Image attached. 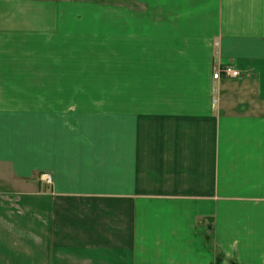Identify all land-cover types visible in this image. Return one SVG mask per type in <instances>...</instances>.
Wrapping results in <instances>:
<instances>
[{
	"label": "crops",
	"instance_id": "0c3cea01",
	"mask_svg": "<svg viewBox=\"0 0 264 264\" xmlns=\"http://www.w3.org/2000/svg\"><path fill=\"white\" fill-rule=\"evenodd\" d=\"M126 1L0 0V264H264V0ZM96 8L129 99L63 69Z\"/></svg>",
	"mask_w": 264,
	"mask_h": 264
},
{
	"label": "rangeland",
	"instance_id": "374dc122",
	"mask_svg": "<svg viewBox=\"0 0 264 264\" xmlns=\"http://www.w3.org/2000/svg\"><path fill=\"white\" fill-rule=\"evenodd\" d=\"M63 2H72V3H86L92 5H99L102 7H110L112 9H117L120 4L127 5L128 7L136 10L138 9L139 5L135 2H129L126 0H62ZM103 4H102V3ZM105 3V4H104ZM93 13H89L88 16V23L87 28L85 31V41L86 47H84V36H81L82 49H78L79 53L75 55L76 57L72 60L68 59V56L64 53L63 54V69L65 70H90L93 71V85H94V99L96 101H103V100H119V99H129L130 95L127 93H119L116 90L118 86L122 84L120 82V64H119V56H110L111 61L108 60L109 56H105V34L106 29L104 28V18L102 14V10H98L97 8L92 11ZM112 18V17H111ZM111 47L118 49L117 44V35L115 31H111ZM149 49L151 50L152 47L150 46ZM77 52V51H75ZM123 56H139L138 51L136 52L135 47L130 50L125 49L124 52H120ZM144 56H146L144 54ZM108 72V73H106ZM67 79V78H64ZM78 79H86L85 77H79ZM90 85V84H89ZM109 88L111 89L110 92L103 93L104 89ZM118 85V86H117ZM91 87V86H90ZM115 89V91H114ZM159 97L161 94H144V99L150 100V97ZM82 98H80L81 100ZM43 175V174H42ZM51 176V175H50ZM45 184V183H44ZM46 185V184H45ZM48 186V185H47ZM50 186V185H49Z\"/></svg>",
	"mask_w": 264,
	"mask_h": 264
},
{
	"label": "built area",
	"instance_id": "2783aa9c",
	"mask_svg": "<svg viewBox=\"0 0 264 264\" xmlns=\"http://www.w3.org/2000/svg\"><path fill=\"white\" fill-rule=\"evenodd\" d=\"M241 73L231 65H216L213 70V78L215 81H220L222 79H238ZM42 180L52 185V178L50 174H43Z\"/></svg>",
	"mask_w": 264,
	"mask_h": 264
},
{
	"label": "bare ground",
	"instance_id": "6f19581e",
	"mask_svg": "<svg viewBox=\"0 0 264 264\" xmlns=\"http://www.w3.org/2000/svg\"><path fill=\"white\" fill-rule=\"evenodd\" d=\"M51 178H52V176H51ZM42 182H43V183H45L46 185H48V186H49V184H47V183H46V182H44L43 180H42ZM52 182H53V179H52Z\"/></svg>",
	"mask_w": 264,
	"mask_h": 264
},
{
	"label": "trees",
	"instance_id": "16d2710c",
	"mask_svg": "<svg viewBox=\"0 0 264 264\" xmlns=\"http://www.w3.org/2000/svg\"><path fill=\"white\" fill-rule=\"evenodd\" d=\"M102 3V2H101ZM103 4V3H102ZM105 4V3H104Z\"/></svg>",
	"mask_w": 264,
	"mask_h": 264
}]
</instances>
